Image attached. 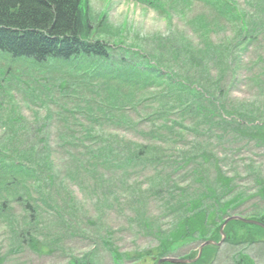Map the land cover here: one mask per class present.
Segmentation results:
<instances>
[{
    "label": "rangeland",
    "instance_id": "obj_1",
    "mask_svg": "<svg viewBox=\"0 0 264 264\" xmlns=\"http://www.w3.org/2000/svg\"><path fill=\"white\" fill-rule=\"evenodd\" d=\"M154 1L156 2L154 5L147 6L127 0H88L94 38L113 46L109 60L111 61L109 68L114 69L113 73L117 74L116 67L123 66L122 63L119 64L120 59L124 60L125 66L136 64L137 59H133L131 52L138 49L158 63L155 65L161 73H164L163 67H169L179 77L188 78L189 87L195 89L198 87L199 91L206 89L209 96H203L211 102L207 103L210 105L211 115L200 124L198 123L202 117L188 118L186 113L183 115L181 108L173 109L174 103L170 104L169 101L165 104L152 100V94L156 92L155 87L149 86L147 89L139 90L129 86L128 78H116L113 73H106L107 69H101V76L90 80L89 88H86L83 86L82 74L69 75L65 69L67 63L63 60H53L49 64L48 73L43 74L31 70V59L13 58L9 53L0 51L2 83L6 85L7 82L13 81L18 87H24L20 91L17 86H9L12 99L16 102L2 104L1 114L7 116L8 113H12L10 105L14 104L25 118H35L32 126L36 127V123L45 121L47 127L45 132L48 137L47 140L45 137L43 139L39 137L36 151L38 154H44L46 150L48 153L46 156L51 155L50 159L58 168L67 162L68 156H73L76 160L81 159L84 163L94 162L93 170H97V177L108 184L107 188L112 191L109 194L111 198L104 202L100 195L96 197L92 195L90 188L95 173L89 177L79 172L68 179V174L66 173V177L63 170L61 178L68 185L69 192L73 193L79 202L80 210L77 209V218L73 223L79 226L80 220L93 230L98 229L100 225L109 226L108 230L113 232L110 239L121 252H138L155 245L152 235L141 230L140 221H135L129 227L126 223L125 214L130 212L127 201L129 191H143L146 197L143 214L148 220L160 215L158 224L165 227L170 216L166 215L165 209L161 207L165 204L167 185L164 184L161 192L151 196L146 192L151 181L155 182L158 177L168 179L171 176L178 188H183L189 193L200 188L198 183L193 182L195 176L192 167L186 172H174L175 169L172 167L177 161L175 159L183 157L189 149L187 154L195 152L197 160L203 163L204 172H200L204 182L213 180L214 172L217 170L213 168L214 161L220 174L232 179L233 189L223 197V203L236 196V193H242L244 201L229 212L230 214L255 215L261 208L264 209V196L257 194L264 186V145L259 144L255 136L258 130H264V0H225L229 6L235 5L239 14H243L241 21L234 18L233 23L227 21L225 15L220 16L216 13L219 9V0ZM240 26L244 27L245 34L239 36L237 32ZM183 41L201 55H206L204 65L199 68L189 67L180 52L176 59L170 56L168 45L176 43L179 46ZM227 43H230L228 52L222 55L219 52L220 46ZM160 45H164L163 50ZM207 47L210 49L215 47L216 50L213 54L209 53L210 49L205 53ZM122 49L130 52L128 58ZM209 56L211 57L208 58ZM94 64V67H97L96 62ZM122 70L125 71L123 68ZM32 72L37 79L45 78L46 83L33 81L30 75ZM19 77L20 81H28L27 85L34 90V95L23 93L26 86L20 84ZM65 78L67 87L60 93L58 84ZM42 84H46L48 92L39 86ZM110 90L112 92L115 90L116 93L112 95L123 114L120 109L116 111L110 108L112 105H110L112 98L108 92ZM1 91L2 89L0 98ZM136 96H144L149 100L134 104L136 106L129 104L135 102ZM220 104L224 106L225 112H222ZM149 111L153 115L146 116L151 118L141 119L137 126H130L124 122V117L138 120L143 117L144 112ZM169 113L173 115L169 116ZM64 117H69L68 122L63 120ZM178 122L182 124L178 125ZM194 124H198L200 131H191L190 128ZM164 125H173L172 132L163 131ZM3 129L5 126L0 127V143L6 135V129ZM70 137L76 145L65 146V149L54 145L65 143L63 139ZM101 137L107 140L111 138L115 142H112L113 148L118 147L119 152H125L128 148L139 150L140 145L147 146L148 150L156 147L159 149L158 154L163 156V161L145 166L130 167L125 164L105 166L103 153L100 152L107 143L101 141ZM33 140L36 141L33 135L25 137L23 133L21 139L13 146H20L23 142L30 145ZM44 143L43 148L41 144ZM198 150L204 152L207 162H203L198 156L200 154ZM201 168L202 166L199 170ZM2 188L0 187V203L9 196ZM173 193L177 194L178 191ZM20 198L25 196L22 195ZM95 199L99 203H96ZM9 208L13 216L20 218L21 211L17 203L10 202ZM44 214L48 216V213ZM83 215L91 222H96V225L85 223ZM98 217L99 221H96ZM11 229L12 224L0 220V255L8 250L11 243L13 234L10 232ZM7 232L11 234L9 233L10 236L8 235L4 243ZM81 235H73L67 242H63V246L71 248L74 255L86 252L90 248L91 242L85 238L81 239ZM102 235L106 233L102 232ZM201 243H189L169 256L181 258L197 250ZM96 247L101 255V263L113 264L99 243ZM242 254L248 256L252 264H264V242L240 245L223 240L217 245L206 264H237L238 256ZM66 256L56 249L42 256L36 252L14 251L5 261L0 258V264H65L66 258L69 259ZM137 264L142 263L139 261ZM143 264L153 262L146 260Z\"/></svg>",
    "mask_w": 264,
    "mask_h": 264
},
{
    "label": "trees",
    "instance_id": "obj_2",
    "mask_svg": "<svg viewBox=\"0 0 264 264\" xmlns=\"http://www.w3.org/2000/svg\"><path fill=\"white\" fill-rule=\"evenodd\" d=\"M137 1L147 5L156 3L154 0ZM218 3L220 9L216 12L218 15H225L227 21L231 23H233L234 18L242 20L243 14H239V10L235 5L229 6L225 0H219ZM243 31L244 27L240 26L237 34L239 36L245 34ZM92 33L87 13V0H0V50L10 53L15 58L26 57L31 59L32 63L39 64V62L53 58L68 59L75 55H82L88 59L84 64L87 65L86 69L88 70H85L82 76L86 77V73L88 75L92 73L90 77H94L97 74L90 70L91 60L108 59L110 49L106 42L91 39ZM182 43L179 46L176 43L168 45L170 56L176 59L180 52L189 67L199 68L205 64L204 58L206 55H201L187 42L183 41ZM229 44L220 46L219 52L222 55L226 54L224 52H228ZM162 46L164 45L159 47L163 50ZM209 49L210 47H207L205 53ZM214 50H216L215 47L211 48L209 53L213 54ZM138 51L140 53L133 52V56L138 59L137 63L134 67L127 69L130 77H124L131 79L132 83L130 85L134 84V87L139 88V90L147 89L148 86L155 87L156 92L152 94V100H156L158 103L164 102L165 104L170 101V104L174 103L173 109L181 108L183 115L185 116L186 113L188 118L198 119L202 117L203 119L198 124L209 119L211 113L209 111L210 105H207V103L211 104V102L203 96L208 95L206 89L204 91L200 89L199 91L198 87L196 89L189 87L187 85V82L190 83L188 78L185 76L179 77L169 67H163L164 73H161L155 65L158 63L152 61L142 51ZM141 53L151 60V63L148 59L138 55ZM120 61L119 64L122 63V68L125 69L124 60L120 59ZM100 68L103 69L104 67ZM82 81L84 82L83 86L89 88V81L87 79ZM63 86L66 88L67 84L63 83L61 87ZM108 92L112 98L110 108L122 111L115 101L116 98L112 95V93H116L115 90ZM135 98V102H129V104L137 105L149 100L144 96H136ZM115 102L116 104H114ZM179 104L183 106L181 107ZM220 106L222 112H225L223 111L224 106L222 104ZM108 112L107 116H109ZM146 115H153V113L150 111L144 112L143 117L139 120L123 117L124 122L128 125L137 126L138 121L141 119L151 118V116ZM172 115L173 113H169V116ZM181 122H178V125H181ZM198 124L191 126V131H200ZM38 125L40 127L35 131L37 136L40 129L44 127L43 124ZM172 127L173 125H164L163 131L172 132ZM23 133H25V137L33 135L28 130L27 121L21 129L10 128L0 145V187H3L2 191L9 194L0 203V220L6 224H12L10 232L13 233L7 232L5 235L4 243L10 234L11 243L8 245V250L0 255L3 261L14 251L22 253L36 252V254L42 256L56 249L69 257V259L66 258L65 264H102L100 261L101 255L96 247L99 243V246L107 253L113 264H137L139 261L143 264L146 260L156 264L158 259L169 256L189 243L203 242L207 239L218 241L222 222L228 215H232L229 212L244 201V197L240 192L241 194L236 193V196H232L223 203V197L231 193L233 189L231 186L232 179L221 175L214 161L213 168L217 170L216 173L214 172L213 180L212 182H204L200 172H204L203 163L197 160L198 158L194 155L195 152L188 155L189 149L183 157L175 159L177 161L174 162L172 167L175 169L174 172H186L189 167H192L195 176L193 182L198 183L200 188L189 193L183 188H178L171 176L168 179L162 176L161 178L158 177L155 182L151 181L146 191L151 196L161 192L164 184L167 185V196L164 200L167 207L163 204L164 207L161 208L165 209L166 215H169L171 219L168 217L169 220L165 227L158 224V220L161 218L160 215L153 216L151 220H148L147 216L143 214L146 200L144 192L129 191L127 201L130 212L125 214L126 223L129 227L135 221H140L141 230L152 235L155 245L138 252H121L110 239L113 232L108 230L109 226L100 225L98 229L93 230L82 224L80 220L79 226L73 223L77 218V209L80 210L79 202H77L73 193L69 192L68 185L61 178V175L64 174L63 170L65 175L68 174V179L71 176H76L79 172L87 174L89 177H92L95 173V179L92 181V187L90 188L92 195L94 197L100 195L104 202H108L111 198L109 194L112 191L110 192L107 188L108 184L97 177V170H93L94 162L86 161L84 163L80 158V160H76L73 156H68L67 162L60 165L61 168H58L50 159L51 155L38 154L35 140L30 145L23 142L20 146H13L21 139ZM33 136L36 139L35 135ZM255 136L258 143L264 145V130H258ZM100 139L107 143L106 147L100 152L103 153V165L105 166L117 164H125L130 167L145 166L163 161V156L158 154L159 149L156 147H151L148 150L147 146L142 147L140 145L138 146L139 150L128 148L125 152H119L118 147L113 148L112 142L114 141L111 138L107 140L101 137ZM11 141L13 143L10 144ZM73 142V138L70 137V144H73ZM198 151L200 152L198 156L202 161L207 162L208 159L203 154L204 152L202 150ZM201 166L202 168L199 170ZM175 191H178V193L174 194ZM257 194L264 196V186L257 191ZM22 195L25 198L21 199L20 196ZM10 202L18 204L21 211L20 218L12 215L9 208ZM95 202L99 203L96 199ZM261 210L255 215H239L264 224V209L261 208ZM44 213H48V216ZM42 217L45 219H42ZM48 217L51 219H46ZM83 218L86 219L85 223L96 225V222L88 220L86 215H83ZM96 221H99V217ZM121 230H123V227ZM102 232H105L106 235H102ZM223 232L225 242L231 244L264 242L263 228L245 224L238 220L229 221L224 226ZM76 234H82L81 239L85 238L91 242L89 250L78 255H74L71 248L63 246V242H67L71 236ZM8 241L10 242V239ZM215 248L217 247L212 245L205 246L201 257L190 264H206ZM196 255L197 250L184 255L183 258L192 259ZM238 257L237 264H252L248 256L242 254ZM161 264L181 263L162 262Z\"/></svg>",
    "mask_w": 264,
    "mask_h": 264
},
{
    "label": "water",
    "instance_id": "obj_3",
    "mask_svg": "<svg viewBox=\"0 0 264 264\" xmlns=\"http://www.w3.org/2000/svg\"><path fill=\"white\" fill-rule=\"evenodd\" d=\"M233 218H236V219H240L241 221L245 222V223H248V224H254V225H258V226H261L264 228V224L258 222V221H254V220H247V219H242V218H239V217H230L229 219H233ZM229 219H227L226 221H228ZM213 242L211 241H206L204 242L201 246H200V249H199V254H200V250L201 248L204 246V245H207V244H211ZM162 261H170V262H185L186 260L184 259H173V258H164V259H161L158 261V264Z\"/></svg>",
    "mask_w": 264,
    "mask_h": 264
},
{
    "label": "bare ground",
    "instance_id": "obj_4",
    "mask_svg": "<svg viewBox=\"0 0 264 264\" xmlns=\"http://www.w3.org/2000/svg\"><path fill=\"white\" fill-rule=\"evenodd\" d=\"M165 258H166V257H165ZM191 260H192V261H195V259H194V258H192Z\"/></svg>",
    "mask_w": 264,
    "mask_h": 264
}]
</instances>
